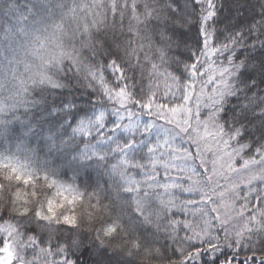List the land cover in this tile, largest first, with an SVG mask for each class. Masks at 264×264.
Here are the masks:
<instances>
[{
    "label": "snow or ice",
    "instance_id": "1",
    "mask_svg": "<svg viewBox=\"0 0 264 264\" xmlns=\"http://www.w3.org/2000/svg\"><path fill=\"white\" fill-rule=\"evenodd\" d=\"M0 264H264V0H0Z\"/></svg>",
    "mask_w": 264,
    "mask_h": 264
},
{
    "label": "trees",
    "instance_id": "2",
    "mask_svg": "<svg viewBox=\"0 0 264 264\" xmlns=\"http://www.w3.org/2000/svg\"><path fill=\"white\" fill-rule=\"evenodd\" d=\"M161 87H163V84H161ZM70 173H69V176L68 177H62L63 179H70Z\"/></svg>",
    "mask_w": 264,
    "mask_h": 264
}]
</instances>
